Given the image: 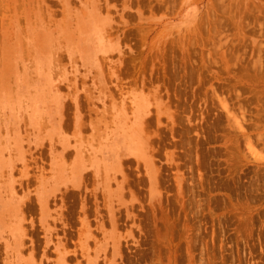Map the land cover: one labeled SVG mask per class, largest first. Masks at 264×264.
<instances>
[{
	"label": "rangeland",
	"instance_id": "rangeland-1",
	"mask_svg": "<svg viewBox=\"0 0 264 264\" xmlns=\"http://www.w3.org/2000/svg\"><path fill=\"white\" fill-rule=\"evenodd\" d=\"M0 264H264V0H0Z\"/></svg>",
	"mask_w": 264,
	"mask_h": 264
}]
</instances>
